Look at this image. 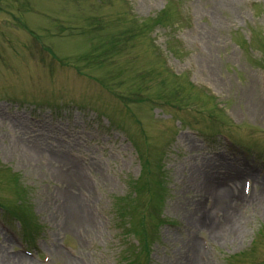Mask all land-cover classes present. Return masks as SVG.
Wrapping results in <instances>:
<instances>
[{"label":"rangeland","instance_id":"rangeland-1","mask_svg":"<svg viewBox=\"0 0 264 264\" xmlns=\"http://www.w3.org/2000/svg\"><path fill=\"white\" fill-rule=\"evenodd\" d=\"M129 1L137 26L122 0H0V264H124L110 220L138 151L177 223L150 263L264 264V0ZM14 216L40 225L32 256Z\"/></svg>","mask_w":264,"mask_h":264},{"label":"bare ground","instance_id":"bare-ground-1","mask_svg":"<svg viewBox=\"0 0 264 264\" xmlns=\"http://www.w3.org/2000/svg\"><path fill=\"white\" fill-rule=\"evenodd\" d=\"M207 36V35H206ZM36 150V149H35ZM217 178V177H216ZM220 179V178H219ZM220 180H223V179H220ZM227 192L225 191V190H220V189H215V190H213V192H212V194L213 195H215V197L216 198H219V197H222V196H225V197H227V194H226ZM231 194H233V195H236L238 192H230ZM260 193V195H261V192H259ZM256 197L255 196H251V197H246L245 199H247V200H249L250 202L252 201V200H254ZM234 225V224H233ZM197 245V246H196ZM195 245V247H193V248H198V244H196ZM0 252H4L3 251V248H1L0 247ZM5 258H7V259H12V260H14V261H20V259H22V256H19V257H14V256H7V255H5L4 256ZM192 264H197V262H196V260H192Z\"/></svg>","mask_w":264,"mask_h":264}]
</instances>
